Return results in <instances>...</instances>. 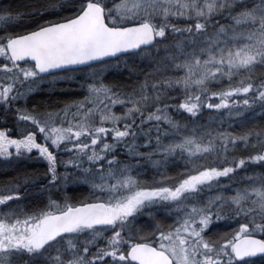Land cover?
<instances>
[{"label":"snow or ice","instance_id":"snow-or-ice-1","mask_svg":"<svg viewBox=\"0 0 264 264\" xmlns=\"http://www.w3.org/2000/svg\"><path fill=\"white\" fill-rule=\"evenodd\" d=\"M0 163V264H264V0H0Z\"/></svg>","mask_w":264,"mask_h":264},{"label":"trees","instance_id":"trees-1","mask_svg":"<svg viewBox=\"0 0 264 264\" xmlns=\"http://www.w3.org/2000/svg\"><path fill=\"white\" fill-rule=\"evenodd\" d=\"M59 88L63 89L64 91H67V92L73 91V89L69 85H60ZM47 90H48V86L44 85L42 91H47ZM54 99H55V97H54ZM25 167L28 168L29 170L37 169V170L42 171L44 165L34 163L33 161H27L25 164ZM13 168H14V165H9L6 167H0V172H4V171L11 172L13 170Z\"/></svg>","mask_w":264,"mask_h":264},{"label":"rangeland","instance_id":"rangeland-1","mask_svg":"<svg viewBox=\"0 0 264 264\" xmlns=\"http://www.w3.org/2000/svg\"><path fill=\"white\" fill-rule=\"evenodd\" d=\"M48 86V85H47ZM73 90H75V85H71L70 86ZM29 161H33L34 163H37V164H42L43 165V162H41V161H36V160H29ZM7 166H9V165H7ZM0 167H6L5 165H2V163H0ZM174 172H175V170H173V174H174Z\"/></svg>","mask_w":264,"mask_h":264},{"label":"bare ground","instance_id":"bare-ground-1","mask_svg":"<svg viewBox=\"0 0 264 264\" xmlns=\"http://www.w3.org/2000/svg\"><path fill=\"white\" fill-rule=\"evenodd\" d=\"M38 162V161H37ZM8 170V169H7Z\"/></svg>","mask_w":264,"mask_h":264}]
</instances>
